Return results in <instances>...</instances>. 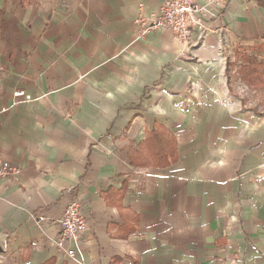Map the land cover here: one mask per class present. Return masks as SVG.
Masks as SVG:
<instances>
[{
	"label": "crops",
	"instance_id": "1",
	"mask_svg": "<svg viewBox=\"0 0 264 264\" xmlns=\"http://www.w3.org/2000/svg\"><path fill=\"white\" fill-rule=\"evenodd\" d=\"M164 1L0 0V161L20 169L0 178V264H264V115L225 72L264 41V0H199L187 46L139 37Z\"/></svg>",
	"mask_w": 264,
	"mask_h": 264
},
{
	"label": "built area",
	"instance_id": "2",
	"mask_svg": "<svg viewBox=\"0 0 264 264\" xmlns=\"http://www.w3.org/2000/svg\"><path fill=\"white\" fill-rule=\"evenodd\" d=\"M204 7L199 0H165L160 9L151 14L150 17L140 16L137 20L141 24L139 37L157 29H169L176 35L179 43L187 46L191 44L194 30L202 35L209 27L205 18ZM16 96H31L25 90H17ZM20 169L11 162L0 161V178L17 176ZM45 217L40 215L37 221H44ZM60 230L57 238V246L71 257L76 256L74 245L87 231V217L83 209L82 200L78 197L68 202L64 214L60 219Z\"/></svg>",
	"mask_w": 264,
	"mask_h": 264
},
{
	"label": "rangeland",
	"instance_id": "3",
	"mask_svg": "<svg viewBox=\"0 0 264 264\" xmlns=\"http://www.w3.org/2000/svg\"><path fill=\"white\" fill-rule=\"evenodd\" d=\"M257 57L264 62V41L248 46H234L226 52V76L233 96L246 108L264 115V79L250 80L243 70L244 56ZM227 67L230 68L227 72ZM264 71V67H263Z\"/></svg>",
	"mask_w": 264,
	"mask_h": 264
},
{
	"label": "trees",
	"instance_id": "4",
	"mask_svg": "<svg viewBox=\"0 0 264 264\" xmlns=\"http://www.w3.org/2000/svg\"><path fill=\"white\" fill-rule=\"evenodd\" d=\"M244 64H243V70H245L247 77L250 78V80L254 79H264V62L260 61L257 59V57H249V56H244L243 58ZM230 68L227 67V72ZM159 140L163 141V137L159 138ZM168 162V161H167Z\"/></svg>",
	"mask_w": 264,
	"mask_h": 264
},
{
	"label": "water",
	"instance_id": "5",
	"mask_svg": "<svg viewBox=\"0 0 264 264\" xmlns=\"http://www.w3.org/2000/svg\"><path fill=\"white\" fill-rule=\"evenodd\" d=\"M4 251V247L2 246V244L0 243V253H2Z\"/></svg>",
	"mask_w": 264,
	"mask_h": 264
}]
</instances>
